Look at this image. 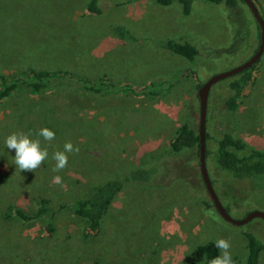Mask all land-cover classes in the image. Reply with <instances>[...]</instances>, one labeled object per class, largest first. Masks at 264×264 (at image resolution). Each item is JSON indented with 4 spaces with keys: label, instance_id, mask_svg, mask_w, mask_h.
I'll use <instances>...</instances> for the list:
<instances>
[{
    "label": "rangeland",
    "instance_id": "1",
    "mask_svg": "<svg viewBox=\"0 0 264 264\" xmlns=\"http://www.w3.org/2000/svg\"><path fill=\"white\" fill-rule=\"evenodd\" d=\"M91 1L0 0V75L69 71L109 83L99 94L67 88L0 103V264H203L194 262L193 251L218 238L230 241L234 264H247L248 235L264 243V220L225 221L204 185L197 149L172 154L170 143L183 124L199 126L203 84L259 48L252 12L244 3L237 11L196 0L186 16L179 3L97 0L102 12L95 14L87 11ZM257 3L264 13V0ZM168 40L189 43L199 54L191 62L165 49ZM228 86L224 80L210 91L207 148L213 153L215 141L231 132L248 149L264 151V54L235 113L226 107ZM44 127L55 132L53 141L36 135ZM13 132L31 133L47 149L35 172L13 163L15 153L5 146ZM66 142L80 151L53 172L52 154ZM210 159L214 189L230 216L264 213V175L236 179ZM139 167L156 171L155 184H125L99 233L87 234L69 206L91 187ZM56 175L62 185L53 182ZM37 196L53 201L50 236L44 221L20 224L3 216L9 205L35 208Z\"/></svg>",
    "mask_w": 264,
    "mask_h": 264
},
{
    "label": "trees",
    "instance_id": "2",
    "mask_svg": "<svg viewBox=\"0 0 264 264\" xmlns=\"http://www.w3.org/2000/svg\"><path fill=\"white\" fill-rule=\"evenodd\" d=\"M195 1L196 0H156L161 6H171L174 3H179L186 16L191 14ZM206 1L219 5L223 4L227 8L237 11L240 8V3H244L243 0ZM254 1L264 19V13L258 5L257 0ZM87 11L95 14H100L102 12L98 6L97 0H92L88 4ZM257 26L259 40L261 42V29L258 24ZM162 46L191 62H193L199 54V51L189 43L168 40L163 43ZM257 51L258 49L255 53ZM260 61L238 76L228 79V88L232 94H230L225 103L229 112L235 113L237 111L239 99L242 97L245 89L253 81L254 73ZM107 82L96 83L90 79H83L69 71L30 70L29 72L13 77L0 75V103L15 95L37 97L67 88L85 93L99 94L108 87L109 83ZM110 86L117 91L126 87L129 88L131 92L135 91L137 93V91L129 85L122 87ZM143 92L146 93L145 90ZM170 146L172 154H179L184 150L189 151L197 149L200 155L199 126L194 127L190 122L183 124L176 131ZM206 155L207 167L208 159L211 155L210 160L215 168L223 172H228L236 179H246L264 175V151L259 149H248L242 139L237 137L234 133L224 132L215 141V151L211 153L207 148ZM154 176H156L155 170H146L144 167L136 168L123 174L120 178L109 179L91 187L83 197H80L69 207L72 209L73 214L84 222L87 234H97L101 230L104 217L109 212L117 195L122 191L125 184L151 186V184H155L153 181ZM33 201L35 202V208L31 210L9 205L4 211V218L6 220H15L20 224H32L34 222L44 221L47 233L49 236L52 235L56 230L52 219V216L55 215L52 199L45 196H37ZM226 210L228 211V209ZM248 240L249 255L247 264H259L261 253L264 251V243L253 235H248ZM217 255H219V251L215 247V243L211 242L198 246L193 251V260L194 262L209 264V261Z\"/></svg>",
    "mask_w": 264,
    "mask_h": 264
},
{
    "label": "clouds",
    "instance_id": "3",
    "mask_svg": "<svg viewBox=\"0 0 264 264\" xmlns=\"http://www.w3.org/2000/svg\"><path fill=\"white\" fill-rule=\"evenodd\" d=\"M36 135L49 142L55 139V132L47 127L41 128ZM30 136L31 133L13 132L5 139L6 148L15 153L13 163L20 172H35L49 155L47 149L41 148L40 140H33ZM79 151V147H75L71 142H66L63 145V151L58 150L52 154V160L55 162L52 171H62L67 167L68 154H78ZM53 182L62 185V177L59 175L54 176ZM215 247L218 249L219 255L212 258L209 264H234L230 253L231 243L229 240L218 238L215 241Z\"/></svg>",
    "mask_w": 264,
    "mask_h": 264
},
{
    "label": "water",
    "instance_id": "4",
    "mask_svg": "<svg viewBox=\"0 0 264 264\" xmlns=\"http://www.w3.org/2000/svg\"><path fill=\"white\" fill-rule=\"evenodd\" d=\"M247 7L252 12L254 19L256 20L257 24L261 29V42L258 48V51L246 62L242 65L229 70L225 73L218 74L210 78L206 83L199 90V100H200V120H199V135H200V170L201 175L203 178L204 185L211 197V200L220 214V216L235 226H243L256 218H260L264 220V213L263 212H253L250 213L246 218L242 220H235L233 219L226 208L221 203L211 180L208 167H207V145H206V133H207V108H208V99L210 95V91L212 87L224 80L232 79L242 72L250 69L255 64H257L264 54V19L262 14L260 13L256 3L254 0H243Z\"/></svg>",
    "mask_w": 264,
    "mask_h": 264
}]
</instances>
